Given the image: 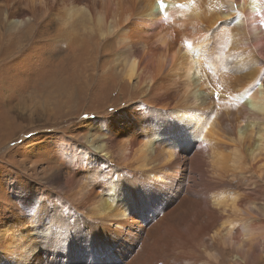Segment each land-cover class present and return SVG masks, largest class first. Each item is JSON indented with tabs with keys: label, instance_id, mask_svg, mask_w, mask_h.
<instances>
[{
	"label": "rangeland",
	"instance_id": "obj_1",
	"mask_svg": "<svg viewBox=\"0 0 264 264\" xmlns=\"http://www.w3.org/2000/svg\"><path fill=\"white\" fill-rule=\"evenodd\" d=\"M149 1L0 0V264H264V155L259 150L248 154L235 148L241 161L217 167L212 157L195 160L192 151L204 141L191 137L190 148L177 151L180 172L172 186L151 183V193L142 192L131 205L134 216L126 231L101 227L103 222L98 226L88 217L107 197L108 187L129 184L113 169L117 163L109 161L127 137L112 142V133L133 125L132 118L149 131L170 122L154 117L162 109L147 90L148 80L126 79V61L140 57L146 40L157 46L149 69L156 73L164 44H174L169 51L181 49L179 56L192 48L186 36L194 21L218 28L226 24L215 20L220 0H193L197 17L181 7L158 19L148 14ZM77 4H86L80 14ZM228 36L221 31L215 48L207 50L224 76L218 81L223 87L258 66L251 51ZM174 68L162 74L164 90L173 103H184L192 85L186 87V73ZM221 99L212 95L211 115L225 112L226 119L233 118V101ZM175 136L180 139L181 132ZM98 141L105 145L102 151L95 149ZM95 165L114 180L75 208L72 191ZM214 168L223 171L219 183L208 179ZM71 177L75 187L68 189ZM213 198H222L221 207ZM57 219L65 221L63 237L35 238ZM228 222L230 231L221 226ZM18 244L26 248L23 255Z\"/></svg>",
	"mask_w": 264,
	"mask_h": 264
},
{
	"label": "bare ground",
	"instance_id": "obj_2",
	"mask_svg": "<svg viewBox=\"0 0 264 264\" xmlns=\"http://www.w3.org/2000/svg\"><path fill=\"white\" fill-rule=\"evenodd\" d=\"M162 2L163 8H161L158 0L149 1L147 10L152 19L166 16L168 12L181 7L189 17H197L193 0H162ZM79 4L81 3L79 2ZM95 4L96 2L93 1L92 6ZM85 5L77 4L76 12L82 13L83 7H86ZM220 7L215 20L223 19L226 24L223 26L221 24L218 28L211 24L200 25L194 21L193 25L190 26L192 31L186 36L187 43L191 42L192 48H186L184 55L181 54V56L178 55L181 49L175 48L171 51V48L172 55L169 56V48L174 44L172 42L164 44L160 47L161 55L156 58V73L149 69L157 46L149 45L150 43L146 40H143L145 43H142V54L140 57L126 61L124 69L126 79H138L140 84L148 80L150 84L147 90L156 97V103L162 109L154 117L159 115L161 117L162 115L164 118L167 117L170 122L168 123V121L164 120L168 123L167 125L159 124L156 128L153 126L152 130L149 131L141 128L142 126L140 127L139 124L135 123V119L132 118L133 125L126 123L119 133H112L111 139H109L112 142L117 141V138L121 135L127 137L125 144L121 148L109 154V161L121 165V169H123L121 172L117 169V164L113 165V169L115 168L117 174L120 175L118 177L126 176L129 184L117 182L115 186L113 183L108 187L107 197L101 199L96 210L88 214L90 219L97 221L98 226L103 223L104 225L101 227L112 224L116 228L120 227L126 231L134 216V208L131 205L141 199L140 195L142 192H146L147 195L151 193V190L154 189L151 183L159 184L160 189L161 183L172 186V183L178 177L177 173L180 172L175 168L179 161L177 151L190 148L189 139L191 137L201 138L205 143L200 145L199 150L194 149L192 151L195 160L203 159L204 156L207 158L212 157L211 160L215 162L216 166L218 165L217 167L223 166L225 164L224 161L226 163L227 161L234 162L238 159L241 161L239 154L242 157V153L235 151L237 150L235 148L238 147H240L238 149L241 152L245 151L251 154L255 150H259L264 155V0H220ZM96 22L100 23L99 16L96 18ZM202 26L207 28L206 30L204 29L206 32L201 31ZM220 30L227 33L228 37H233L237 43L245 46L246 50H250L254 62L258 65L248 76L244 77V79L235 80L233 84L228 85L229 87H223L218 83V81H224V76H221L222 73L215 70L217 67L213 66L212 61L209 60V54L212 51H207L215 48L213 41H215L216 35L221 33ZM210 43L211 47L209 46ZM188 53L190 55H186ZM180 58L183 60V69L180 61L178 62ZM173 67L186 73L188 77L186 87H191L192 85V89L186 95L185 102L178 103L179 105L170 101V92L164 90L166 81L163 80L162 74L165 70L169 71ZM179 75L183 78V72H180ZM182 85L186 88L184 83ZM195 87L198 88L195 89ZM214 93L219 94L223 98L221 100L225 98L226 100L231 99L228 100L229 102L233 101V118L226 119L227 116L225 117L226 113L224 111L222 112H224L225 118L222 114L214 115L215 117L211 115L209 103ZM161 127L164 128L162 129ZM177 130L181 132L180 139L175 136V131ZM94 146L97 151L105 149V145L100 141ZM134 147H138V149ZM228 150L233 151L225 154ZM139 151L142 154L135 158ZM232 155L235 158H231ZM92 170L90 177L84 178V182L78 185V189L72 191L75 208L83 206L89 200L91 201L98 188L103 184L109 183L108 181L114 180L115 176L110 175L111 178H108L106 173H100L98 165L93 166ZM209 172L211 174V177L208 178L210 181L216 183L222 181L224 177L223 171L214 168V170ZM143 178L145 183L141 184ZM66 182L68 189L75 187L73 177L68 178ZM245 199L246 197L243 196L241 200ZM212 203L221 207L223 200L222 198H213ZM225 205L228 206V204L224 203L223 207ZM261 211H263V208ZM60 220L57 219L56 222L50 221L45 225V228L43 227V233L34 234L35 238L43 236V240H46L44 236L49 238L50 234H53V238L56 239L63 237L62 224L65 221L62 223V220ZM230 224L228 222V224H221V226L230 231ZM241 228L244 231L247 230L245 224H242ZM107 229L109 228L107 227ZM217 232L219 230L214 233ZM90 234H94V232ZM21 244H18L19 248L17 249L19 255H23L26 250Z\"/></svg>",
	"mask_w": 264,
	"mask_h": 264
},
{
	"label": "snow or ice",
	"instance_id": "obj_3",
	"mask_svg": "<svg viewBox=\"0 0 264 264\" xmlns=\"http://www.w3.org/2000/svg\"><path fill=\"white\" fill-rule=\"evenodd\" d=\"M158 3L160 4L161 8H163V2H162V0H158Z\"/></svg>",
	"mask_w": 264,
	"mask_h": 264
}]
</instances>
